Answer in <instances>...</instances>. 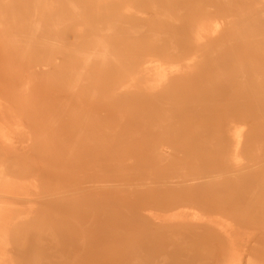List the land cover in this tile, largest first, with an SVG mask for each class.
<instances>
[{"label":"bare ground","instance_id":"1","mask_svg":"<svg viewBox=\"0 0 264 264\" xmlns=\"http://www.w3.org/2000/svg\"><path fill=\"white\" fill-rule=\"evenodd\" d=\"M18 1L59 5L28 35L52 30L40 47L60 45L49 97L60 92L65 121L42 163L60 192L40 196L60 207L45 225L61 247L34 264H264L263 0ZM149 195H173L174 218L142 208ZM10 238L0 231V264H33Z\"/></svg>","mask_w":264,"mask_h":264},{"label":"rangeland","instance_id":"2","mask_svg":"<svg viewBox=\"0 0 264 264\" xmlns=\"http://www.w3.org/2000/svg\"><path fill=\"white\" fill-rule=\"evenodd\" d=\"M16 2L20 4V1ZM16 2L12 6L0 7V11L7 12V14H0V44L5 42L9 45L6 49L0 50V164H3L0 167V178L3 180L0 185V217L3 219L0 231L11 235L10 239L18 256L27 258L30 263L34 264L43 256L40 251L48 253L61 247L58 240H48L53 227L45 225V220L49 218L45 212L51 209L59 212L60 207L53 202L54 199L44 200L40 196H45L46 193L52 191L60 192L61 184L59 183L63 182V177L61 174L59 176L49 173L43 177L42 163L48 161L49 156L51 157L53 152L59 150V146V148L56 147L57 145L48 146L44 142L49 138L57 137L56 130L65 121L57 115V112L61 111L60 92L55 90V94L49 97L51 81H49L48 70L51 69L48 68L47 59L50 55L57 56L61 49L60 45L53 43L44 50L40 47V42L45 41L46 37L47 39L52 38L51 34H46L52 30H45L34 39H29L28 35H31L30 33L35 30L36 25L33 26L31 22L35 20L36 13L41 11L42 7L48 9L52 5L57 9L59 5L56 2L53 4L47 2L44 5L19 8L16 6ZM262 5L264 8V0ZM28 10H30V15ZM255 17L262 21V28H264V10L257 13ZM11 18L16 19L17 27L11 22ZM23 47L24 50L16 60L10 63L6 61V56L11 57L14 51ZM37 50L40 53H37ZM262 54H264V50H262ZM16 96L18 97L16 98ZM45 98H49L46 105L39 106V101ZM79 105L82 109L83 103L79 102L77 108L74 107L71 111L78 113ZM52 123L55 131L51 133L48 131V127H51ZM38 135H43L42 140L36 138ZM39 144L42 145V148L34 153L32 149L35 146L38 147ZM3 175L7 176L3 177ZM55 181L58 184L54 183ZM173 195L170 197L163 195L167 198L163 199V204L158 201L160 202L159 206L151 205L152 195L146 196L142 208H147L149 213L158 219L171 220L174 218V211H171ZM52 213L49 215H57ZM73 214L70 215V218ZM92 214L86 212L84 217H89ZM39 225L44 226H41L42 230L37 232L35 229ZM162 228L155 226L152 227V230L161 232ZM34 232L38 234L35 237L31 235ZM17 236H24L21 243L18 242ZM159 246L161 249L157 247V250L165 248V244H159ZM9 249L4 248L3 253L8 254ZM26 255L29 256L26 257Z\"/></svg>","mask_w":264,"mask_h":264}]
</instances>
